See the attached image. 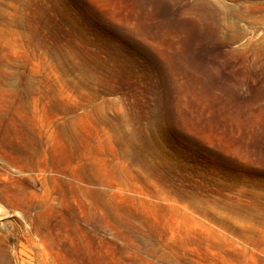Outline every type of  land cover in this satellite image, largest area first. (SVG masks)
<instances>
[{
    "label": "rangeland",
    "instance_id": "374dc122",
    "mask_svg": "<svg viewBox=\"0 0 264 264\" xmlns=\"http://www.w3.org/2000/svg\"><path fill=\"white\" fill-rule=\"evenodd\" d=\"M0 264H264V0H0Z\"/></svg>",
    "mask_w": 264,
    "mask_h": 264
}]
</instances>
